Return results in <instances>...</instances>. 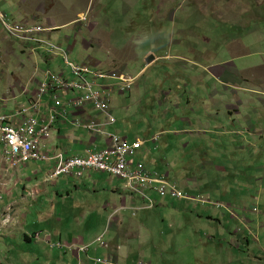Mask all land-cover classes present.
<instances>
[{"label":"crops","instance_id":"0c3cea01","mask_svg":"<svg viewBox=\"0 0 264 264\" xmlns=\"http://www.w3.org/2000/svg\"><path fill=\"white\" fill-rule=\"evenodd\" d=\"M58 1L63 2L62 0H14L15 9L10 12L13 18L9 16V19L53 27L47 32L48 38L55 42L61 51H65L68 60V51L76 45V42L70 46V38L67 40L62 38L58 31L60 28L77 26L74 38L83 48L92 46L98 50L109 44L111 57L106 60H95L87 55L82 60L81 56L77 57L80 60H77L78 63L88 62L91 67L101 71L107 70L103 68L113 64L126 65L128 58L136 54L137 39L134 41L133 37L128 35L122 43L117 44L118 42L112 41L116 38L112 32L99 31V27L107 20L95 12L94 0H86L85 7L81 9L80 6H74L80 4L81 0H72L70 3L64 0L66 5ZM92 1L94 8L90 9ZM128 1L122 0V7L127 8ZM33 5L38 7L33 8ZM212 5H215L213 1L209 7L199 5L197 8L207 15ZM213 8L210 17H226L232 20L239 15L243 22L239 12L240 8L244 9V7H241L238 0H227L222 10L216 6ZM88 9L90 11H87ZM123 10L127 11L122 8ZM85 11H87L85 21L77 22L79 13ZM161 15L163 16V12ZM80 30L87 34L86 37H81L77 33ZM235 42L242 43L240 39H236ZM0 44L1 48L4 46L6 54L16 56V49H21L20 54L25 57L24 64L19 65L20 70L16 73L8 74L0 71V96L12 91V98L5 103L0 102V113L13 111L12 109L16 107L27 108L39 82L44 79L46 70L61 69L66 78L71 77L64 69L60 52L49 54L43 46L24 49L18 45V42L6 37L1 27ZM64 45H66L65 49L62 47ZM232 45L233 43L230 42V45L226 46L225 59H221L215 65L203 67L202 73L196 72L197 75L202 74L199 81L190 80L192 91L204 90L208 95L209 101L206 102H213L216 96V106L210 108L209 103L202 107L200 103L197 104L196 114L193 117L182 115L175 117L174 123L178 124L176 128L160 127V131L153 132L154 128L145 126L142 134H134L129 138L126 132H112L107 129L106 126L115 122L111 110L113 121L106 123L100 112L90 103H84L82 108L78 109L71 107L67 100L75 95L73 92L62 93L57 88L48 90L40 101L39 109L33 111L31 116L37 120V123L50 116L53 117L50 137L43 141L41 146L42 151L49 156V160L29 161L11 169L5 162L0 142V264H96L94 261L101 259L110 260L114 264H135L139 258L149 260L148 257H151L158 260L152 249L158 251L159 249L156 248L158 245L167 251L171 247L166 246L168 239L174 245L183 236L190 239L202 233L201 229L205 225L202 205L206 206L205 204L182 199L177 201L178 203H173L170 208L161 203L162 212L156 213V218H153V212L150 211L153 208L146 207V199L141 194L125 190L121 180L111 178L104 172L86 169L81 177L59 176L54 181H47L45 177L54 165V155L62 153L63 158H66L83 154L86 147L101 149L109 142L108 134H115L128 143L142 142L132 158L133 162H141L149 171L164 176L169 183L174 184L186 195L202 194L201 184L198 182L200 177L189 175L187 168L192 172L193 168L196 169L203 177L198 165L200 161L206 164L209 153H214L215 158L228 156V151L224 149L231 145L225 137L228 135L232 140L238 135V129L241 131L248 120L245 114L240 113L239 108L242 106L246 110L248 103L256 99H251V95L245 98L247 94L245 84H241L239 76L243 77L242 74L246 71L254 73L257 64L245 68L241 65L242 60L234 63L235 59L247 54V47H231ZM2 63L3 61L0 67ZM143 69L141 68L133 76L139 75ZM106 73L108 75L97 79L96 83L101 87L104 86L110 94L111 89L116 91L117 80L109 74L120 72L110 70ZM257 77L251 78L250 81L257 89L259 86L264 87V82L260 84L261 76L257 75ZM255 91L251 89L250 94H254ZM160 92V95L164 93L161 90ZM53 97L60 102V106L54 105ZM260 101L263 110H260L259 114H253V117L262 125L264 101L262 98ZM88 118L100 123L104 133L98 136L86 130L81 122ZM214 133L224 138L219 140L217 149L211 147L213 144L215 147L217 143ZM154 135L158 136L155 142L152 141ZM199 144L201 146L197 147ZM232 145L238 147L233 143ZM180 149L184 152L180 153ZM196 155L198 158L191 162V156ZM227 163L228 161L218 162L220 166L216 172L224 182L229 180ZM171 169L176 174H182L176 177ZM143 192L154 204L160 202L153 192L149 190ZM235 202L240 204L237 198ZM158 222L160 225H155ZM154 228L157 231H153ZM98 238L104 239L105 243L109 244L107 250L95 246V240ZM151 240H159L160 245L152 244ZM85 245H90L87 251L79 249Z\"/></svg>","mask_w":264,"mask_h":264},{"label":"rangeland","instance_id":"374dc122","mask_svg":"<svg viewBox=\"0 0 264 264\" xmlns=\"http://www.w3.org/2000/svg\"><path fill=\"white\" fill-rule=\"evenodd\" d=\"M62 1L58 3L66 5L64 0ZM67 1L70 3L72 0ZM121 1L94 0L95 12L107 20L99 27V31L112 32L116 37L112 41L118 42L117 44L122 43L128 35L133 37L134 41L136 39L138 41L136 54L126 60V65L113 64L103 68L107 69L103 71L105 73L116 70L125 76L130 74L132 76L127 77L133 78L128 90L122 92L110 90L108 104L115 122L106 127L112 132H126L131 138L134 134H142L145 126L152 127L153 132H157L160 131V127L176 128L178 124L174 123L175 117L180 115L193 117L197 104L205 106L209 103L206 102L209 101V97L204 90L192 91L190 80L199 81L202 74L197 75L196 72L202 73L203 67L215 65L221 59H225L226 46L230 45V42L233 43L231 47H247V54L235 59L234 63L242 60L241 65L245 68L257 64L254 73L246 71L242 74L243 77L239 76L241 84H245L247 92L245 98L251 95V99H256L248 103L246 110L242 106L239 108L240 113L245 114L248 120L241 131L238 129V135L232 140L228 135L225 137L231 145L224 149L228 151V156L215 158L214 153H209L206 164L200 161L198 165L203 177L196 169L193 168L192 172L187 168L189 175L200 177L198 182L201 184L202 194L195 196L206 200V203L202 204L208 207L202 205L205 216L202 233L190 239L183 236L174 245L168 239L166 246L171 247L167 251L158 245H156L158 251L152 249L158 260L151 257H148L151 261L139 258L135 264H264V124H259L253 117V114H259V111L263 110L260 99L264 101V87L259 86L257 89L250 81L251 78L260 75V84L264 82V0H238L241 7H244L240 8L239 12L243 22L239 15L237 18L234 17L235 20L210 17L213 7L222 10L227 0H129V3H126L127 8L122 7ZM212 1L215 5H212L207 15L198 11L197 6L209 7ZM85 2L86 0H81L80 4L74 6L84 8ZM94 4L90 5V9L94 8ZM35 7L38 6L33 5V8ZM122 8L127 9L126 12L123 10L124 15ZM14 9V0H0V12H5L8 17L13 18L10 12ZM8 17L4 20L9 21ZM76 27L58 29L62 38L66 40L70 38V46L76 42V45L70 48L72 53L68 51L70 62H77V57L80 56L82 60L86 55L95 60H106L111 57L109 44L98 50L92 46L83 48L74 38ZM77 33L81 37L87 35L81 30ZM236 39H240L242 43L235 42ZM62 47L65 49L66 45ZM16 51V56H11L12 54H6L4 46L1 48L0 63L2 61L3 63L0 71L14 74L20 70L19 65L24 64L25 57L20 54L21 49ZM141 68H144L143 71L133 76ZM64 69L69 73L65 63ZM229 70L230 68L227 69ZM251 89L256 90L254 94H250ZM160 90L164 92L162 95L159 94ZM216 99L215 96L213 102L209 103L210 108L216 106ZM99 114L104 119L103 114ZM214 136L217 143L215 147L214 144L211 147L217 149L219 140L224 138L216 134ZM154 138L158 136L154 135L152 139ZM231 141L238 147H234ZM200 146L201 144L197 147ZM181 152L184 150L180 149ZM204 153L206 155V151ZM196 158L197 155L191 156L190 161ZM225 161H228L229 173V180L226 182L216 173L220 166L218 162ZM171 170L176 177L182 174H176L173 169ZM236 198L240 204L235 202ZM157 199L160 202L150 207L146 205L147 208H153L150 210L153 212V218H156V213L162 212L161 203L171 208L173 203L182 200L167 197ZM167 202L170 203L165 204ZM155 225H160V222ZM60 228L59 223L58 229ZM153 231L157 229L154 228ZM98 239L106 244L107 248L101 247ZM98 239L95 240V246L107 250L109 244L102 238ZM151 243L160 245L159 240H151ZM89 247L90 245H86L85 251Z\"/></svg>","mask_w":264,"mask_h":264},{"label":"built area","instance_id":"2783aa9c","mask_svg":"<svg viewBox=\"0 0 264 264\" xmlns=\"http://www.w3.org/2000/svg\"><path fill=\"white\" fill-rule=\"evenodd\" d=\"M5 17L6 15L0 12V27L7 37L19 41L25 48L45 46L44 49L49 53L60 52L71 76L70 79L66 78L61 69L46 70L44 79L39 82L27 108L16 107L12 109L13 111L0 113L2 152L5 162L12 169L29 161L49 160V156L42 151L41 146L43 141L50 137L53 117L50 116L37 123V120L31 116L33 111L39 109L40 101L48 90L57 88L62 93L73 92L75 95L67 100L71 107L78 109L82 108L84 103H90L93 108L103 114L106 123L112 122L113 117L108 104L109 92L104 86L101 87L96 83L97 79L105 77L107 73L91 67L88 62H70L65 51H61V48L48 39L49 28L39 23L7 21L4 20ZM109 76L117 80L116 90L118 92L128 90L133 79L123 73H110ZM10 98H12V91L0 96V102L5 103ZM52 100L56 107L60 106L56 98L53 97ZM81 125L98 136L104 133L100 123L94 119L88 118L82 121ZM107 137L109 142L101 149L86 147L83 154L66 158H63L62 153L54 155V165L45 179L54 181L59 176L81 177L84 170L92 169L121 180L125 190L141 194L146 199L148 207L154 203L144 195L145 190L154 192L158 197L206 203V200L201 197L184 194L174 184L169 183L164 176L149 171L141 162H133L132 158L140 148L141 141L128 143L115 134H108ZM97 242L101 247L107 248L101 240L98 239ZM85 247L86 245L79 249L85 251ZM95 263L114 264L112 261L102 260H96Z\"/></svg>","mask_w":264,"mask_h":264},{"label":"clouds","instance_id":"9594fccd","mask_svg":"<svg viewBox=\"0 0 264 264\" xmlns=\"http://www.w3.org/2000/svg\"><path fill=\"white\" fill-rule=\"evenodd\" d=\"M4 14L6 15V17H8L7 16V14L4 12ZM81 17H84V18H81ZM86 17H87V11H85V12H81V13H79V15H78V19H77V21H79V22H81V21H85V19H86ZM81 18V19H80ZM8 20L9 21H13V20H10L9 19V17H8ZM13 22H23V21H13ZM28 23V22H27ZM35 23V22H34ZM33 23V24H34ZM2 29V28H1ZM50 30V29H49ZM5 34V33H4ZM7 37V36H6ZM9 38V37H8ZM10 39H12V38H10ZM12 40H14L15 42H18L19 44V46H21L22 48H24V49H27V48H29V47H27V48H25L19 41H17V40H15V39H12ZM50 42H52V41H50ZM52 43H54V42H52ZM55 45H57L56 43H54ZM1 45V44H0ZM58 46V45H57ZM59 47V46H58ZM60 48V47H59ZM0 49H1V46H0ZM46 51V50H45ZM47 53H49L48 51H46ZM1 53V52H0ZM49 54H52V53H49ZM55 54V53H54ZM75 63H78V62H75ZM81 63V62H80ZM100 240V239H99ZM96 242V241H95Z\"/></svg>","mask_w":264,"mask_h":264},{"label":"bare ground","instance_id":"6f19581e","mask_svg":"<svg viewBox=\"0 0 264 264\" xmlns=\"http://www.w3.org/2000/svg\"><path fill=\"white\" fill-rule=\"evenodd\" d=\"M45 48V46H43Z\"/></svg>","mask_w":264,"mask_h":264},{"label":"water","instance_id":"95a60500","mask_svg":"<svg viewBox=\"0 0 264 264\" xmlns=\"http://www.w3.org/2000/svg\"><path fill=\"white\" fill-rule=\"evenodd\" d=\"M151 59V58H150ZM147 61H148V59H147Z\"/></svg>","mask_w":264,"mask_h":264}]
</instances>
